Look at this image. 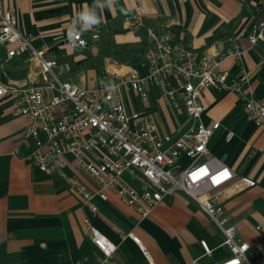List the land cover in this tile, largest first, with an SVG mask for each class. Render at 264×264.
<instances>
[{
	"label": "crops",
	"instance_id": "obj_1",
	"mask_svg": "<svg viewBox=\"0 0 264 264\" xmlns=\"http://www.w3.org/2000/svg\"><path fill=\"white\" fill-rule=\"evenodd\" d=\"M0 5L13 12L16 29L31 35L36 48L48 46L45 56L56 60L54 71L59 78L82 88L102 84L111 74L131 68L147 75L145 61L131 66L111 56L122 46L144 53L153 38L219 56L236 41L244 52L239 57L228 56L220 64V69L229 71L226 86L202 91L207 105L202 121L216 120L221 127L199 160L215 156L234 171L231 182L211 191L224 210L222 226L235 228L236 240L248 242L250 255L264 254V125H255L243 111L244 98L264 95V42L250 46L246 38L251 25L264 17V0H0ZM239 15L238 28L225 37L224 26ZM86 16H95L101 23H89ZM67 28L84 33L98 30L99 38L90 39L85 48H72L64 39ZM16 45H0V82L13 86L39 83L40 68L26 61V53L3 61ZM241 70L247 73L246 81L237 77ZM164 82L147 79V103L141 100L134 107L127 100L126 105L131 110L151 111L161 132L176 134L193 121L180 107L164 101ZM134 94L139 97L132 90L125 96ZM160 103L170 111L172 128L161 121ZM10 104L9 95L0 97V264H190L193 260L215 264L231 257L221 225L183 191L165 198L142 220L110 191H106V200L94 197L98 210L91 213L64 179L23 160L29 151L21 141L27 120L12 117ZM227 130L234 133L230 141L225 140ZM68 159L67 175L96 191L94 179ZM186 159L190 158L178 159L179 168L193 160ZM241 176L255 180V185L243 187ZM86 215L115 244L111 257L91 242L83 221ZM202 240L209 253H204Z\"/></svg>",
	"mask_w": 264,
	"mask_h": 264
},
{
	"label": "built area",
	"instance_id": "obj_2",
	"mask_svg": "<svg viewBox=\"0 0 264 264\" xmlns=\"http://www.w3.org/2000/svg\"><path fill=\"white\" fill-rule=\"evenodd\" d=\"M17 20L10 10L0 5V45L17 42L9 49L3 61L26 53L29 64L40 68L39 83L30 85H4L0 82V97H11L10 114L24 117L27 123L21 141L29 151L22 158L31 162L47 175H57L71 185L91 213L98 210L94 197L106 200V191L112 192L132 213L142 220L155 207L176 191H183L193 198L213 220L221 225L224 244L232 255L215 264H264V254L252 256L246 241L236 240L235 228L222 226L223 207L211 191L233 180L234 171L215 156L200 161L219 121L208 124L202 121L207 109L202 91L208 87H225L229 71L220 69L228 56L239 57L244 49L231 41V50L219 56L187 47L182 43L171 44L151 38L145 52L147 75L131 68L126 73H113L102 84L82 88L61 80L55 73L57 62L45 56L48 46L36 48L31 35L16 29ZM99 31L84 33L67 28L64 39L76 49L85 48L88 41L97 40ZM250 46L264 42V17L251 25L246 32ZM246 81L247 73H237ZM162 83V98L172 107H180L193 123L176 134L161 132L157 122L146 110L129 109L126 91L132 90L147 103L145 81ZM243 111L255 125H264V95L243 100ZM234 137L227 130L225 140ZM193 159L185 168H179L178 159ZM69 157L74 167L87 173L97 183L92 192L79 178L67 175ZM243 187H252L255 180L241 176ZM83 221L91 242L106 257L115 252V244L98 229L88 215ZM259 229V227H257ZM128 235L138 241L129 232ZM204 253L210 249L201 241ZM190 264H198L193 260Z\"/></svg>",
	"mask_w": 264,
	"mask_h": 264
},
{
	"label": "trees",
	"instance_id": "obj_3",
	"mask_svg": "<svg viewBox=\"0 0 264 264\" xmlns=\"http://www.w3.org/2000/svg\"><path fill=\"white\" fill-rule=\"evenodd\" d=\"M241 19H242V15H239L237 17L232 18L229 22L226 23V25L224 26V36L225 37L232 36V34L236 31L239 24L241 23ZM147 46L148 44H146L145 46V52H146ZM145 52L139 53L133 48L131 49L127 46H122L118 49V51L112 52L111 56L115 60L125 65L135 66L145 61V58H146Z\"/></svg>",
	"mask_w": 264,
	"mask_h": 264
},
{
	"label": "rangeland",
	"instance_id": "obj_4",
	"mask_svg": "<svg viewBox=\"0 0 264 264\" xmlns=\"http://www.w3.org/2000/svg\"><path fill=\"white\" fill-rule=\"evenodd\" d=\"M129 101L131 105H133L134 107H137L138 104L140 103L141 99L136 95H131L130 98H127L126 96V101ZM141 104V103H140ZM159 110V115L161 117V121L164 123L165 126L172 128L171 125H173V120L172 117L170 116V111L169 109L166 108V106H164L162 103H160L158 105ZM135 109H139V108H135ZM174 110V109H173ZM175 113H177V110H174ZM180 112V111H179ZM151 114V111L149 112ZM152 115V114H151ZM186 161H190V159H186Z\"/></svg>",
	"mask_w": 264,
	"mask_h": 264
},
{
	"label": "clouds",
	"instance_id": "obj_5",
	"mask_svg": "<svg viewBox=\"0 0 264 264\" xmlns=\"http://www.w3.org/2000/svg\"><path fill=\"white\" fill-rule=\"evenodd\" d=\"M89 23H94V24H97L99 25L101 23V21L96 18L95 16H86L84 17Z\"/></svg>",
	"mask_w": 264,
	"mask_h": 264
}]
</instances>
